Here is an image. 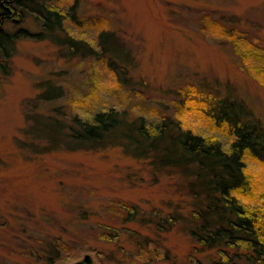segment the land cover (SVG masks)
I'll list each match as a JSON object with an SVG mask.
<instances>
[{
  "label": "rangeland",
  "instance_id": "1",
  "mask_svg": "<svg viewBox=\"0 0 264 264\" xmlns=\"http://www.w3.org/2000/svg\"><path fill=\"white\" fill-rule=\"evenodd\" d=\"M59 2L66 12L77 2L75 19L85 26L65 22L75 35L96 41L100 29H110V52L105 56L126 70L129 82L122 90L129 95L124 109L131 118L177 117L179 104L187 98L186 86H193L211 100L213 96L228 99L237 113L264 126V85L249 73L229 40L201 31L202 17L210 15L264 49V0ZM18 28L36 34L41 30L33 16L9 29ZM94 61L72 57L67 48L46 38L20 39L9 59L0 60V264H48L45 250L47 241L53 239L77 242L83 248L78 259L63 257L56 264H75L86 254L94 264L218 261L216 251H195L187 230L189 221L161 235L154 225L117 224L119 218H114L111 208L121 201L137 206L147 216L155 210L161 218L176 212L187 216L195 206L188 190L193 177L181 171L195 167L186 165V155L177 143L171 145V158L181 165L171 169L158 164L157 156L164 159L166 154H153L156 164L150 165L142 159L145 149L126 140L121 143L124 148L77 149L67 135L70 120L83 111L100 110L109 104L110 95L115 100L119 94L107 84H98L103 102L89 95L93 82L111 79ZM111 69L120 74L118 68ZM83 98L88 102L86 108L74 103ZM191 104L188 101L186 106ZM182 113L199 133L213 134L226 147L230 145L231 138L202 115L186 108ZM246 162L250 171L264 179V166L250 156ZM106 224L113 234L123 231L121 240L109 243L98 238V229ZM134 231L151 240L145 260L138 257L131 240ZM157 242L162 254L170 252V260L158 259Z\"/></svg>",
  "mask_w": 264,
  "mask_h": 264
},
{
  "label": "trees",
  "instance_id": "2",
  "mask_svg": "<svg viewBox=\"0 0 264 264\" xmlns=\"http://www.w3.org/2000/svg\"><path fill=\"white\" fill-rule=\"evenodd\" d=\"M61 4L59 0L49 4L41 0L20 2L18 6L22 10L27 8L40 23L41 30L37 34L25 30L10 34L0 31L1 58L9 59L10 50L23 38H46L58 47L67 48L72 57L93 58L95 63L103 67L102 70L105 69L110 74L111 79L106 81V78H101L98 82H93L94 87L89 95L94 100L103 102L98 95V84H107L111 87L110 91L117 89L119 94L115 100L110 95L109 104L100 110L92 113L83 111L70 120L67 135L74 141L77 149L98 151L123 147L121 143L126 140L145 149L142 159L149 160L150 165H155L158 158V164L166 167L165 169H171L181 165L171 158V145L177 143L186 155L183 161L186 165L195 167L193 171H181L185 177H193L188 190L193 196L195 206L187 216L176 212L161 218V213L156 210L147 216L137 206L121 201L117 207L111 208L114 218H119L117 224L120 227L129 223L143 227L154 225L161 235L182 221H189L187 230L196 245L195 251L217 252L219 259L212 264H264V179L250 171L246 162V157L250 156L264 166L262 123L237 113L234 104L228 99L213 96L211 100L205 93L195 92L193 86H186L187 98L179 104L180 114L177 117L162 115L159 120L144 116L131 118L124 109L129 95L122 90L124 84L129 82L126 70L117 66L114 58L107 59L105 56L106 52H110L107 49L110 29H100L96 41L95 38L92 40L75 35L72 29H67L65 22H74V27L85 26L75 19L77 2L70 7V12L62 10ZM201 22V31H207L209 35L217 37L216 39L229 40L235 53L247 65L249 73L264 85V49L255 47L243 39L241 32L236 29L228 30L221 21L214 20L210 15L203 16ZM59 33L63 37H59ZM110 60L111 65L108 64ZM111 67L118 68L120 74ZM96 70L99 72V69ZM43 99L45 98L40 100ZM188 101L192 103L190 107L186 106ZM74 103L82 105L83 108L88 106L85 98L75 100ZM183 108L202 115L215 128L225 132L231 138L230 145L226 147L213 134L199 133L192 121L185 122L187 119L183 117ZM160 152L169 158L166 155L163 156L164 159L153 156ZM110 229L112 228L107 224L101 225L97 232L98 238L109 243L121 240L123 231L113 234ZM133 234L131 240L139 251L138 257L147 259L150 238L136 231ZM53 240L47 241L45 250L48 264H56L63 257L76 260L81 256L83 248L79 243L66 244L58 239ZM157 243L156 247L160 250L157 253L158 259L170 260V252L166 250L162 254L161 246ZM199 262L197 261L202 264Z\"/></svg>",
  "mask_w": 264,
  "mask_h": 264
},
{
  "label": "flooded vegetation",
  "instance_id": "3",
  "mask_svg": "<svg viewBox=\"0 0 264 264\" xmlns=\"http://www.w3.org/2000/svg\"><path fill=\"white\" fill-rule=\"evenodd\" d=\"M27 0H0V31L3 33H17L19 30H26L25 28H18L15 31H11L9 28L11 24L18 25L21 24L26 16H31V13L25 10H22L18 4ZM45 2L44 0H41ZM3 57L0 53V60L2 61ZM8 59V58H6ZM7 62V61H6ZM1 67V64H0Z\"/></svg>",
  "mask_w": 264,
  "mask_h": 264
},
{
  "label": "water",
  "instance_id": "4",
  "mask_svg": "<svg viewBox=\"0 0 264 264\" xmlns=\"http://www.w3.org/2000/svg\"><path fill=\"white\" fill-rule=\"evenodd\" d=\"M75 264H94V259L91 255L86 254L83 259L79 260Z\"/></svg>",
  "mask_w": 264,
  "mask_h": 264
}]
</instances>
